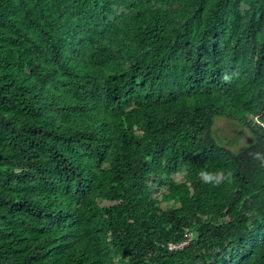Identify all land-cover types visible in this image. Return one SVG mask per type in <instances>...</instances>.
Returning <instances> with one entry per match:
<instances>
[{
	"label": "trees",
	"instance_id": "1",
	"mask_svg": "<svg viewBox=\"0 0 264 264\" xmlns=\"http://www.w3.org/2000/svg\"><path fill=\"white\" fill-rule=\"evenodd\" d=\"M0 264H264V0H0Z\"/></svg>",
	"mask_w": 264,
	"mask_h": 264
},
{
	"label": "rangeland",
	"instance_id": "2",
	"mask_svg": "<svg viewBox=\"0 0 264 264\" xmlns=\"http://www.w3.org/2000/svg\"><path fill=\"white\" fill-rule=\"evenodd\" d=\"M211 129L215 139L231 150H236L239 146L252 141V135L247 126L222 115H216L213 118ZM181 174L182 171L176 172L172 176L174 179H180Z\"/></svg>",
	"mask_w": 264,
	"mask_h": 264
},
{
	"label": "built area",
	"instance_id": "3",
	"mask_svg": "<svg viewBox=\"0 0 264 264\" xmlns=\"http://www.w3.org/2000/svg\"><path fill=\"white\" fill-rule=\"evenodd\" d=\"M189 237H190L189 233H185L182 240L177 242H168L167 247L168 248L182 247V245L188 241Z\"/></svg>",
	"mask_w": 264,
	"mask_h": 264
},
{
	"label": "clouds",
	"instance_id": "4",
	"mask_svg": "<svg viewBox=\"0 0 264 264\" xmlns=\"http://www.w3.org/2000/svg\"><path fill=\"white\" fill-rule=\"evenodd\" d=\"M200 176L205 180V181H208L211 177L210 176H206L205 175V172H201L200 173Z\"/></svg>",
	"mask_w": 264,
	"mask_h": 264
}]
</instances>
